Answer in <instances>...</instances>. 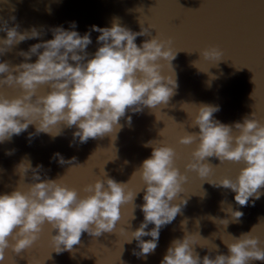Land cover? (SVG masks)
I'll return each mask as SVG.
<instances>
[{
  "label": "clouds",
  "instance_id": "obj_1",
  "mask_svg": "<svg viewBox=\"0 0 264 264\" xmlns=\"http://www.w3.org/2000/svg\"><path fill=\"white\" fill-rule=\"evenodd\" d=\"M139 23L141 30L136 32L114 19L111 27L92 25L90 31L83 35L56 26L49 29L52 39L17 53L25 62L15 66H10L7 61L0 62V87L18 86L21 89V95L13 98L0 94V143L26 132L30 125L35 127V132L29 133V140L41 133L55 138L61 135L63 128L75 126L73 140L78 138L81 144L106 135H111L114 141L115 134L123 128L121 118H126L127 125L131 126L132 117L126 113H140L145 107L155 111L166 107L179 86L172 61L178 52H192L174 51L172 39L161 38L159 34L145 39L138 46L137 37L150 36V29H155L152 25L145 28L141 20ZM76 26L74 21L71 22V29ZM18 28L19 25L9 27L8 21L0 23V31L6 33L0 38V55L42 34L35 27L23 32ZM92 31L100 33L97 43L101 46L89 58L87 48L92 43ZM199 53L204 60L215 61V65L228 60L223 58V51L217 46H209ZM33 55L37 57L36 61L27 62ZM197 62L194 61L193 66L201 71L196 66ZM165 65L171 69V75L166 74ZM45 84L49 88L47 94L36 95L37 88ZM218 111V105H199L191 120V126L198 127L199 132L185 131L179 136L181 145L196 144L185 168L194 171L203 182L207 181L213 187L232 190L239 206H248L250 198H254V206L255 200L264 195L260 191L264 188V119L258 120L256 112H253L250 117L245 116L243 122L228 125L214 118ZM156 119L160 120L157 116ZM166 127L165 124L160 136ZM150 146L151 156L143 160L127 183L107 178L104 166L115 160V155L104 164L100 176L83 187L84 196L64 182L68 172L84 165L71 167L63 177L51 180L41 179V164L35 168L30 161L18 164L21 182L10 194H0V262L5 259L6 249L19 254L32 248L40 239L45 224L50 226L51 252L74 254V246L81 243L83 233L95 238L103 233L119 232L127 233L122 251L125 243L136 241L139 251L134 248L132 254L146 260L158 246L161 229L172 223L186 206L187 200L180 199L179 194L183 193V185L188 179L176 166L179 156L173 147L159 141H149L144 145ZM6 154L11 155L12 152ZM212 157L220 163L243 162L244 166L235 179L213 181L208 179L212 171L208 158ZM52 159L63 165L71 164L76 158L65 160L60 153H54ZM29 171L33 182L24 184L23 179ZM137 174L143 187L131 191L129 183ZM24 185L26 190H22ZM141 190L144 191V203L136 205L134 201ZM176 200L179 203H174ZM129 204L133 209L126 222L129 228L130 220L135 219L136 207L143 212L144 219L134 231H127L124 227L117 229L123 220L122 209ZM221 210L226 211L234 222L244 215L231 207ZM219 223L227 226L229 220L221 219ZM150 224L153 227L146 230ZM259 243L251 232L242 233L238 238L233 237V242L225 243L228 255L217 254L215 258L205 255L201 258L193 247L196 244L194 235L185 233L182 239L171 241L160 264H249L252 260L264 261V248Z\"/></svg>",
  "mask_w": 264,
  "mask_h": 264
},
{
  "label": "water",
  "instance_id": "obj_2",
  "mask_svg": "<svg viewBox=\"0 0 264 264\" xmlns=\"http://www.w3.org/2000/svg\"><path fill=\"white\" fill-rule=\"evenodd\" d=\"M114 19L136 32L141 30L140 20L145 28L154 26L155 29H150V36L137 37L138 46L145 39L159 34L161 38L172 39L174 51L192 52H178L172 61L179 85L176 94L166 107L159 109L160 112L145 107L140 113H126V116L132 117L131 126L127 125L126 118H121L123 128L115 134L114 141L111 135H106L81 144L78 138L73 140L75 126L63 128L61 135L55 138L41 133L29 140V133L35 132V127L30 125L26 132L0 143V194H10L18 187L21 176L16 166L22 161H30L33 168L37 164L43 165L39 173L41 179L51 180L63 177L71 167L84 165L64 176V182L84 196L83 187L94 182L104 164L116 155L115 160L104 166V171L107 178L127 183L143 160L151 156L152 147L144 145L149 141H159L173 147L178 153L176 166L188 177L179 196L186 199L187 204L172 223L161 229L158 246L146 260L132 254L136 241L125 243L122 251L127 233L119 232L103 233L95 238L83 233L81 243L74 246V254L51 252L50 226L45 224L40 239L32 248L19 254L6 249L5 259L0 264H160L171 241L182 239L185 233L194 235L196 244L193 247L201 258L205 255L210 258H215L217 254L228 255L225 243L233 242V237L238 238L242 233L251 232L259 240V246L264 248V195L255 200L254 206V198H250L248 206H239L232 190L213 187L207 181L203 182L194 171L185 168L196 144L178 143L179 136L185 131L199 132L198 127L191 126V120L202 104L218 105L220 111L214 113V118L228 125L243 122V118L250 117L253 112H256L258 120L264 116V0H0V23L8 21L9 27L19 25L20 32L33 27L42 32L39 38L21 42L11 51L0 55V62L7 61L10 66L25 62L17 53L28 51L33 44L52 39L49 29L53 27L62 26L83 35L90 31L92 25L111 27ZM73 21L77 25L75 29L70 28ZM99 35L98 32H91L92 43L87 48L89 58L101 46L97 43ZM5 36L6 33L0 31V38ZM209 46L220 48L223 58L228 60H221L216 65L215 61L204 60L199 51ZM36 59L33 55L27 62L34 63ZM194 61H198L196 66L204 72L193 66ZM165 72L171 75L167 65ZM254 89L253 99L251 94ZM48 91V85H40L36 95H46ZM0 94L13 98L21 95V89L18 86H4L0 87ZM165 124L167 127L160 136L159 132ZM8 152L12 154L7 155ZM54 153H60L65 160L76 159L71 164L60 165L52 159ZM208 162L212 164L208 179L213 181L235 179L244 166L243 162L220 163L215 157L208 158ZM31 177L32 172H27L23 183H32ZM26 187L24 185L22 190H26ZM141 187L143 182L137 174L129 183V190L137 191ZM260 191L264 193V188ZM143 195V190L137 194L136 205L144 203ZM174 203H179V200ZM228 207L242 211L243 217L234 222L226 211L221 210ZM132 210L131 204L122 209L123 220L118 223L117 229L124 227L127 231H134L139 227L144 219L139 207L134 210L135 219L129 222L131 227L126 224ZM221 219H228V225L220 224ZM152 227L150 224L146 230ZM136 250L139 251L138 248ZM249 264H264V261L252 260Z\"/></svg>",
  "mask_w": 264,
  "mask_h": 264
},
{
  "label": "snow or ice",
  "instance_id": "obj_3",
  "mask_svg": "<svg viewBox=\"0 0 264 264\" xmlns=\"http://www.w3.org/2000/svg\"><path fill=\"white\" fill-rule=\"evenodd\" d=\"M261 118L264 119V116H262Z\"/></svg>",
  "mask_w": 264,
  "mask_h": 264
}]
</instances>
